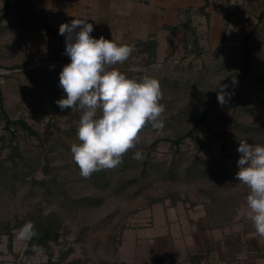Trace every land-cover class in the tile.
<instances>
[{"label":"rangeland","instance_id":"1","mask_svg":"<svg viewBox=\"0 0 264 264\" xmlns=\"http://www.w3.org/2000/svg\"><path fill=\"white\" fill-rule=\"evenodd\" d=\"M9 1V13L0 23V159L10 152L4 146L8 142L1 140L5 134L3 108L11 119L22 118L38 130L39 135L19 130L17 140L29 165L33 159L40 166L35 172L23 164L14 170L12 161L0 166V224L10 222L14 228L12 248L8 236H0V264H43L48 251L56 260L61 251L70 248L65 262L122 264L123 260L132 264L126 259L138 239L146 235L145 229L155 222L151 231L158 230L156 209L163 211L164 204H173L174 198L179 205L201 204L212 211L225 201L244 199L246 203L250 189L231 174L239 170V140L264 145V19L258 21L264 0H209L203 11L206 0H175L181 2L175 8L176 18L164 23L175 25L178 32L175 35L161 28V44L154 40L156 46L144 52L142 48L153 39L130 44L123 35L126 29L132 30L130 20L117 21L113 30L98 31L97 39L103 36L133 46L128 60L113 67L137 81L144 76L158 79L164 93L160 103L166 109L162 129L145 125L139 133L140 142L128 151L123 163L105 169V180L110 182L107 187L95 186L82 177L72 157L71 145L80 143L76 133L81 112L61 110L56 103L66 98L59 73L70 58L65 54L64 36L58 38L40 25L50 14L45 3L49 0H32L37 17L30 20H24L22 11L15 9L20 0ZM57 1L64 8L59 21L70 23L77 0ZM5 4L0 0V16L6 11ZM252 30L251 68L242 77L243 39ZM112 33H117L116 37ZM227 78L230 86L223 93L225 102H219L207 118L213 131L205 124L200 126L199 138L205 145L199 150L200 142L186 139L176 153L163 138L191 128L216 86ZM6 135L8 141L11 135ZM135 151L142 153L141 159L132 158ZM46 165L47 173L43 170ZM167 168L179 175L166 179ZM15 171L27 172L25 178L15 179ZM121 185L125 186L122 190ZM85 198L83 204L80 200ZM97 199L101 204L95 205ZM38 207L45 214L60 213L64 228L59 242H51L52 250L40 248L27 255V241L17 238L21 227L15 224Z\"/></svg>","mask_w":264,"mask_h":264},{"label":"clouds","instance_id":"2","mask_svg":"<svg viewBox=\"0 0 264 264\" xmlns=\"http://www.w3.org/2000/svg\"><path fill=\"white\" fill-rule=\"evenodd\" d=\"M93 31V24L75 18L62 23L58 33L65 36L70 62L59 73L66 98L56 103L61 110L81 112L76 133L80 143L71 145V153L84 178L120 166L128 151L140 142L139 133L146 124L163 128L166 110L160 103L164 93L158 79L144 76L137 81L113 67L128 60L133 46L103 36L94 38L90 35ZM217 98L221 104L225 102L223 94L218 93ZM237 151L240 157L235 178L250 189L247 215L258 240H264V145L241 139ZM132 158L139 160L142 153L135 151ZM36 236L35 224L28 221L17 238L30 241Z\"/></svg>","mask_w":264,"mask_h":264},{"label":"crops","instance_id":"3","mask_svg":"<svg viewBox=\"0 0 264 264\" xmlns=\"http://www.w3.org/2000/svg\"><path fill=\"white\" fill-rule=\"evenodd\" d=\"M45 3L50 12L47 23L51 20L50 27L57 31L58 38H63L58 34L63 6L56 0ZM176 3L175 0H77L70 8L73 19L83 18L93 24L94 31L90 35L94 38L101 28L113 30L117 21L130 20L132 30L126 29L123 33L130 44L148 38L161 44L158 40L161 28L175 35L178 32L175 25L164 23L166 19L176 18L175 8L181 2ZM33 5L35 8L34 1ZM33 12L36 14L35 9ZM113 34L116 37L117 33ZM228 202L227 207L219 205L213 211L201 204L162 205L165 213L156 209L160 216L158 230L151 231L155 222L146 228V235L138 239L137 247L126 260L132 264H264V240H258L247 215L250 211L247 203L244 199Z\"/></svg>","mask_w":264,"mask_h":264},{"label":"trees","instance_id":"4","mask_svg":"<svg viewBox=\"0 0 264 264\" xmlns=\"http://www.w3.org/2000/svg\"><path fill=\"white\" fill-rule=\"evenodd\" d=\"M5 2H6V4H5L6 11L0 16V23L9 13L10 1L5 0ZM208 4H209V0H206L204 6L201 7L202 11L205 10V7ZM15 9L22 11L24 20H30V19L37 17L36 14L33 12V1L32 0H20L16 4ZM228 16H230V15H228ZM263 19H264V10L259 14L258 21L261 22ZM40 25H42L46 29H49L54 35L57 34V31L55 29H53L52 27H50V25L47 23L46 19L43 20L42 22H40ZM1 29H2V27L0 26V30ZM174 29H176V28H174ZM253 32H254L253 30L250 31L243 39V46L246 50V54H245L244 74L242 75V77L246 76L249 73V70L251 68V65L249 63V58H250L249 42H250V38H251ZM155 46H156L155 42H153V41L149 42L148 44H145V46L142 48V51L144 52L147 50H151V48H153ZM67 58L69 59L70 57L68 56ZM148 62L149 63L152 62L151 58ZM229 82H230V80H229V78H227V79H224L221 83H219L216 86L215 92L213 93L212 97L210 98L209 103L205 106L204 112L202 113V115L200 117L195 119L194 125L191 128H189L187 131L180 129L179 131L176 132V135L174 137L163 138L164 140L171 142V147L174 149V151L176 153L180 151L181 145L184 143V141L186 139H191L193 141L200 142V145L198 146L199 150L202 148L203 145H205V142L201 141L199 138L200 126H201V124H205L210 131H213L212 125L209 123L207 118H208L209 114L211 113V111L219 103L218 98H217L218 93L223 94L226 90H228L229 86H230ZM0 100L2 101L1 92H0ZM1 105H2V102H1ZM191 111H193L192 108H191ZM2 112H3L4 118H5V126H4L5 134L2 135L1 140L4 143L8 142L4 146L9 147L10 152L8 153L6 158L0 159V166H4V163L7 161H12L13 166H14V170L17 169L19 164H23L24 167H25V165H28L35 172L38 169V167L40 166V164H39L40 162L38 160L32 159L31 160L32 162L29 165L28 156L24 153V150L22 149L20 142L17 140V137H18V134L20 132L19 130H22L23 133L25 132L27 135H39L38 130H35L34 128H32V126H30L29 123L22 118H19L16 120L11 119L8 116L7 112L3 108H2ZM146 126L150 127L151 125L146 124ZM14 127H17V128H14ZM157 130H159V129H157ZM7 133H9L11 135L8 141L6 138ZM214 133H216V132H214ZM34 164L36 166H33ZM43 170L47 173L48 172V166L47 165L43 166ZM15 172H16L14 174V175H16L15 179H18V180L24 179L25 175L27 173V172L22 173L21 171L20 172L15 171ZM191 172H192V170L190 168H188L187 173L191 174ZM178 173L179 172H177L175 170L167 168L164 171V177L166 179H173V178H176L177 175H179ZM236 173L237 172H234L231 175L233 177H236ZM89 179L93 182V184L95 186H98V187H107V186H109V183H110V182L105 180L106 179L105 169L94 172ZM123 188H125V186L121 185L120 189L122 190ZM158 199H160V198H158ZM80 201L83 202V204H86V203H84V201H87V198H85V200H80ZM94 203H95V205L101 204V200L97 199ZM172 203L173 204L176 203V198H174L172 200ZM223 204L224 203H220V205H223ZM224 205H226V203ZM227 206L228 205H226L225 207H227ZM221 207L224 208V206H221ZM16 221L17 222L15 224V227H22L26 222L31 221L35 224L36 229L38 231V236L34 237L30 241H27V246L25 248V253L27 255L34 254L35 252L40 250V248H46V249L52 250L51 242H53V243L59 242V239L62 236V230L64 228L63 216L60 213L52 212L49 214H45L43 212V210H41V208H39V207L36 208L33 212H31L28 216H26L25 220H18L17 219ZM13 229L14 228L12 226V223H10V222H7V223L3 222L0 224V236H2V235L8 236V239H9L8 245L10 248L13 247V237H14ZM70 251H71V248H70V250H67V251H61V253L58 256L59 258L56 260H54L53 252L48 251V254H49L48 259L43 264H73L75 261L65 262L66 257H67V255H69ZM100 264H118V263L117 262L102 261ZM122 264H124V263L122 262Z\"/></svg>","mask_w":264,"mask_h":264},{"label":"built area","instance_id":"5","mask_svg":"<svg viewBox=\"0 0 264 264\" xmlns=\"http://www.w3.org/2000/svg\"><path fill=\"white\" fill-rule=\"evenodd\" d=\"M213 261L212 260H209V263H212Z\"/></svg>","mask_w":264,"mask_h":264}]
</instances>
